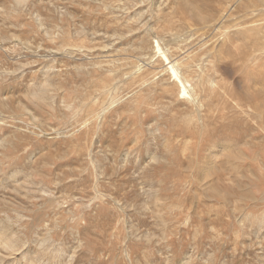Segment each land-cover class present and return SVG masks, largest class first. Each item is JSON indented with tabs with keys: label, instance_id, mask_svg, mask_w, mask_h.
<instances>
[{
	"label": "rangeland",
	"instance_id": "rangeland-1",
	"mask_svg": "<svg viewBox=\"0 0 264 264\" xmlns=\"http://www.w3.org/2000/svg\"><path fill=\"white\" fill-rule=\"evenodd\" d=\"M232 1L26 0L17 4L0 0V72L3 68L9 72L0 79V99L8 98L5 105L0 100V144L6 146L0 148L4 153L0 156V234L24 242L20 250L4 255L3 264H27L28 257L21 258L20 251L41 254L42 239L49 235L63 244L65 254L58 264H264L249 226L216 225L211 231L192 211L194 206L199 215L219 213L230 218L229 205L236 201L228 205L223 192H231L236 200L246 192L247 183L255 194L264 190V171L256 156L262 151L245 145L250 134L246 127L252 122L243 112L245 106L237 105L244 91L254 93L252 82L244 70L236 68L239 62L232 63L228 55L240 53L239 48L233 50V45L242 43L232 35L236 29L256 34L250 44L256 38L264 41V11H260L264 0L235 1L221 22L219 15ZM216 44L222 60L216 58ZM164 50L167 60L157 56ZM172 58H191L194 68H203L211 77L210 95L217 108H211L203 127L198 124L197 106L175 96L148 105L143 98L136 101V85H128V79L116 72L118 63L129 60L135 66L141 64L142 73L153 79L161 76V65ZM17 62L24 65L12 72ZM107 64L111 71L105 69ZM76 69H91L92 73L67 85L63 102L57 97L59 91H53L50 105L27 101L25 95L44 76L41 72L73 75ZM251 69L260 72L261 77L255 78H262L264 55ZM113 73L109 85L102 83ZM201 95L207 98V93ZM84 97L86 104L81 107ZM134 101L141 105L140 110L135 109ZM22 102L27 106L24 110L18 108ZM204 105L202 101L201 112L208 111ZM90 111L102 114L85 126ZM213 143L214 150L228 147L229 152L244 151L252 158L238 163L237 169L223 165L222 197L208 198L200 189L203 176L196 162L205 153L202 145L209 148ZM154 156L161 160L159 164L152 161ZM190 158L195 165L183 169ZM149 162L156 164L154 170L145 165ZM99 163H116L115 167L123 169L109 183V179L93 176ZM82 168L86 170L81 174L90 172L84 188L67 186V179L56 183L58 177L72 176ZM214 177L213 172L208 180L213 182ZM27 186L49 189L55 198L28 193ZM19 214L25 219L33 217L38 227L32 229ZM159 217L167 221L165 227ZM132 229L148 234L149 239L135 240ZM225 232L232 235L226 238ZM262 238L264 250V235ZM0 253H4L1 247Z\"/></svg>",
	"mask_w": 264,
	"mask_h": 264
},
{
	"label": "bare ground",
	"instance_id": "bare-ground-1",
	"mask_svg": "<svg viewBox=\"0 0 264 264\" xmlns=\"http://www.w3.org/2000/svg\"><path fill=\"white\" fill-rule=\"evenodd\" d=\"M17 4H21V3H25L26 0H15ZM181 1V0H180ZM187 1V0H186ZM238 1V0H235ZM235 1H232V4H228L226 6V9L224 10L223 13H221V15H219V20H222L226 17L227 13L229 10H231V7L233 5V3H235ZM115 2V1H114ZM121 3V2H120ZM115 4V3H114ZM113 5V4H112ZM25 6V5H24ZM27 7V6H26ZM118 7V6H117ZM198 11V10H197ZM196 11V12H197ZM258 11V10H257ZM260 11H264L263 9H260ZM221 12V11H220ZM250 12V11H249ZM264 13V12H263ZM40 16V13H37ZM201 15V14H200ZM248 16V14H247ZM183 17V16H182ZM264 17V16H263ZM38 18V17H37ZM201 19H203L204 21L206 20L204 16H200ZM207 18V17H206ZM244 19V18H243ZM38 20V19H36ZM184 20V19H183ZM139 22V21H138ZM213 23V21H212ZM245 23V22H244ZM260 23V22H259ZM219 24V23H218ZM249 24V23H248ZM251 25V24H250ZM246 26V25H244ZM241 26V27H244ZM260 26V25H259ZM117 27V26H116ZM238 27V26H237ZM120 28V27H118ZM52 29V28H51ZM116 29V28H115ZM216 29V28H215ZM46 30V29H45ZM44 31V30H43ZM49 31V30H48ZM116 31V30H115ZM119 31V30H118ZM211 33V32H210ZM209 33V35H210ZM119 34V32H118ZM120 35V34H119ZM156 35V34H155ZM206 35V33H205ZM208 35V34H207ZM218 35V34H217ZM224 35V34H223ZM232 35H235V38L237 39H241L242 43H239L240 45H233V50L235 51V49L239 48V54L235 55V52H228L230 50H228V55L230 54L231 57V61L236 62L238 61V66L236 67L238 70H244V73L246 74V76L248 78H250V81L252 82V86L251 88L254 90V93L248 92H243L244 96L243 99L240 98V102L237 103L238 106L240 107H244L245 109H243V112L247 115V117L249 118V120L252 122L249 126H247L246 128L249 129L250 134L247 136V139L245 140V144L246 146H249L251 148H254L255 152H257V150L259 149V151L262 153L257 152L256 156H258L257 158H259L260 161V165L262 170L264 171V74H262V78H255V77H261V75L259 74L260 72L258 71H252L251 66L255 64L256 61H258L259 59H261V57H263L264 55V41H260L259 39L257 40V38L255 39V42L253 41L254 44H250V39L252 38V35H256L254 33H251V31L249 32L248 30H246L245 28H243V30L236 29L235 31H233ZM219 37V36H218ZM221 37V36H220ZM234 38V37H233ZM263 38V37H262ZM148 39V38H147ZM150 39V38H149ZM224 39V38H223ZM261 39V38H260ZM214 40V39H213ZM228 40V39H227ZM231 41V40H230ZM27 42V41H26ZM25 42V43H26ZM220 42V41H219ZM224 43V41H222ZM153 43V42H152ZM155 45L158 43L157 40L154 41ZM235 43V42H233ZM252 43V42H251ZM68 44V43H67ZM65 44V45H67ZM71 44V43H70ZM64 45V47H65ZM77 45V44H76ZM75 45V46H76ZM140 45V44H139ZM203 45V44H202ZM220 45V43H219ZM75 46H73V48H76ZM83 46V45H82ZM152 46V45H151ZM205 46V45H204ZM224 46V45H223ZM227 46V45H226ZM231 46V45H230ZM67 47V46H66ZM215 53H216V58L221 59L223 56L220 53V47L216 45L213 46ZM229 47V46H228ZM86 48V47H85ZM88 48V47H87ZM150 48V47H149ZM157 50V49H156ZM4 51V50H3ZM226 51V50H225ZM224 51V52H225ZM197 52V51H195ZM260 55H257L259 54ZM226 53V52H225ZM193 54V53H191ZM190 54V55H191ZM206 54V53H205ZM224 55V54H223ZM49 56V55H48ZM54 56V55H53ZM157 56H159L161 59H168L167 54L165 53V50L163 52L158 53ZM189 56V54L187 55ZM40 57V56H39ZM42 57V56H41ZM203 56H201L202 58ZM228 59V57H226ZM225 58V59H226ZM53 59V58H52ZM185 59V58H182ZM191 59V58H190ZM189 59V61H190ZM226 59V60H227ZM212 60V59H211ZM222 60V59H221ZM187 61V60H180V59H170L167 62H164L161 65V69L160 72L161 73L159 77L156 78H149L147 76H145V74L142 73L141 69H142V65L138 64V65H134V63L132 61H123L118 63L117 65V69L116 72L119 70L120 73H122L124 75L125 78H127L128 80L126 81L128 85H136L135 88H138V90L135 92V100L137 101L138 98H143V100H145L147 103L146 105H148V103H150L152 100H162L164 98H170L172 96H175L176 98H182V100H187L189 103H191L193 106H197V110H198V114H197V118L200 119L199 120V126L203 127L205 125H207V118L210 117L209 112L211 110V108L213 107L214 109L217 108V103L214 100L213 95H210V91L212 88V84L209 83L211 77H207V75L205 74V72L202 70L203 68L198 67V69L194 68L192 66V64ZM263 61V60H262ZM206 62V61H205ZM52 64V63H51ZM100 64V63H99ZM13 65V64H12ZM23 63L17 62V65L15 67H13V69L11 70L12 72H16V70L20 69L21 67H23ZM55 65V64H54ZM226 65V64H224ZM221 65V66H224ZM47 66V64H46ZM78 66V65H77ZM114 66V65H113ZM45 67V66H44ZM43 67V68H44ZM106 70H112L111 69V65L107 64L105 66ZM254 67V66H253ZM252 67V68H253ZM41 68L40 70L42 71ZM60 68V67H59ZM102 68V67H101ZM32 69V68H31ZM222 69V68H221ZM255 69V68H254ZM11 73V72H10ZM21 73V72H20ZM39 73V72H38ZM92 70L91 69H76L75 72H73L71 75L72 77H69L68 74L62 73V74H54V75H45V72H41L40 75H44L43 77L41 76L42 80L39 81V83H34V85L31 87L33 89H31L32 91L30 92V94H26L25 97L27 98V101H31V102H39L42 103L43 105H50L51 100H53L55 98L53 91H59L57 92V97L61 98V101H64V91H66V86L71 85L72 82H74L76 79L78 78H84V76H89L91 75ZM222 73V72H221ZM9 74L6 73L5 68L1 69L0 72V79L5 78V75ZM217 74V73H216ZM242 74V73H241ZM114 73L110 74L108 76V81L107 78L105 79V81H102L107 83V85H109V80L114 79ZM19 76V75H18ZM38 76V75H37ZM209 76V75H208ZM236 76V75H235ZM244 76V75H243ZM147 77V78H146ZM39 78V77H38ZM238 78V77H237ZM32 79V78H31ZM240 79V78H239ZM246 79V78H245ZM89 80V79H87ZM103 80V79H102ZM116 80V79H115ZM91 81V80H89ZM212 81V80H211ZM194 84V86H192V83ZM137 83V84H136ZM33 84V83H32ZM121 84V83H120ZM215 84V82H214ZM106 85V84H104ZM102 85V86H104ZM247 85V84H246ZM125 87V86H124ZM221 87V86H220ZM66 88V89H65ZM115 88V86H114ZM103 89V88H102ZM222 89V88H221ZM5 90V89H4ZM29 90V89H28ZM74 91H77V89L73 88ZM249 90V89H248ZM110 91V90H109ZM247 91V90H246ZM201 92V93H200ZM205 94L207 93V98L203 95L200 96V94ZM234 94V93H233ZM128 95V93H127ZM88 96V95H87ZM92 96V95H91ZM216 96V95H215ZM114 98V97H113ZM7 97H3L1 98V105H5L8 100ZM77 99V98H76ZM119 99V98H118ZM206 99V100H205ZM86 100L87 98L84 97L82 100H80L79 105L82 107L83 105L86 104ZM132 100V99H131ZM106 101V100H105ZM129 101V100H128ZM204 101L205 105L208 108V111L205 110L204 112H201V108H200V103ZM238 101V100H237ZM10 102V101H9ZM133 102V101H132ZM135 102V101H134ZM23 103V102H22ZM18 105V108L21 110H24L27 108V106L23 103V104ZM102 103V102H101ZM63 104V103H61ZM129 104V103H128ZM235 104V103H234ZM143 105V104H142ZM145 105V104H144ZM204 105V106H205ZM69 107V105H67ZM66 106V108H67ZM71 106V105H70ZM141 106L140 104L138 105V102L134 103V107L135 109L138 111L141 108L138 107ZM202 106V105H201ZM50 107V106H48ZM89 107V105H88ZM100 107V106H99ZM140 108V109H139ZM233 108V107H232ZM70 109V108H69ZM89 110V108H88ZM98 111V110H97ZM101 111H104V108L101 109ZM100 111V112H101ZM106 111V110H105ZM102 113H95L93 114L92 111L87 113V117L85 120L84 124L85 126H89V123L91 122V120H93V118H98L99 116H101ZM119 114V113H118ZM190 114V113H189ZM219 114V113H217ZM35 115V113H34ZM216 115V114H215ZM233 115V114H232ZM77 116V114H76ZM103 116V115H102ZM75 117V116H74ZM207 117V118H205ZM33 118V117H32ZM39 118V117H38ZM100 118V117H99ZM98 118V119H99ZM196 118V119H197ZM236 118V117H235ZM176 119V118H175ZM194 119V118H193ZM210 119V118H209ZM238 119V118H237ZM29 120V119H28ZM181 120V119H180ZM234 120V119H233ZM239 121V119H238ZM170 122V121H169ZM41 123V121H40ZM71 123V122H70ZM77 123V122H76ZM182 123V122H181ZM250 123V122H249ZM243 124V123H242ZM98 125V124H97ZM232 125V124H231ZM84 126V125H83ZM93 126V125H92ZM246 126V125H245ZM35 128V125H34ZM195 128V127H193ZM245 128V129H246ZM78 129V128H77ZM94 129V128H93ZM202 128H200V135L202 133ZM24 130V129H23ZM22 129L20 130L23 131ZM197 130V129H196ZM31 131V130H30ZM72 131V130H71ZM87 132V131H86ZM44 133V132H43ZM249 133V132H248ZM207 134V133H206ZM23 135H25L23 133ZM69 135V134H68ZM203 135V134H202ZM208 135V134H207ZM55 136V135H54ZM97 136V135H96ZM210 136V135H209ZM56 137V136H55ZM206 137V136H205ZM86 138V137H85ZM98 138V136H97ZM6 139V138H5ZM38 139V138H37ZM48 139V138H47ZM250 139V140H248ZM34 140V139H33ZM35 141V140H34ZM88 141V140H87ZM86 141V143H87ZM167 141V140H166ZM250 141V142H249ZM27 142V141H26ZM32 142V141H31ZM85 142V141H84ZM163 142V141H162ZM74 143V142H73ZM25 144V143H24ZM30 144V143H29ZM107 144V143H106ZM111 144V143H110ZM75 145V143H74ZM199 145V144H198ZM87 146V145H86ZM204 147V155L203 157H201V159H198V161L196 162V164H198V168L200 173L202 174L203 178L201 179V182L199 184L200 189L203 193L204 196H207L208 198H212V196H219L222 197L226 200L227 204L229 205L231 202H235L236 204H230L229 207V214H230V218H226L224 219L221 214L219 213H215L214 216H209V215H202V214H198L197 211H195V207L192 206V211L195 215V217H197V219H200L199 222L207 227L210 228V230H215V226L216 225H233V224H237L239 227L244 228L245 226H249V229L251 228V232L255 235V241H253V244H257V247L260 250V253H258V256H262L263 260H264V250L262 247V242H260L259 238L263 239L262 236L264 235L263 229H264V190L261 191V193L255 194L252 192L251 189V184H246V188L244 189L246 192H244V194H240V196L236 197V200H234L235 195H232L231 192H222L220 191L219 185L221 182V176H220V172L223 171V165H226L231 167L232 169H237L238 167V163L245 161L248 158H252L249 157L248 154H246L244 151H239V152H229L227 150L228 147H223L221 146L220 150H214L216 148L215 143H213L209 148L208 146H206L205 144L202 145ZM6 148L5 144H0V148L3 149ZM27 147V146H26ZM75 147V146H74ZM88 147V146H87ZM246 148V147H245ZM87 149V148H85ZM6 150V149H5ZM88 150V149H87ZM102 150V149H99ZM197 150V149H196ZM12 151V150H11ZM9 151V152H11ZM82 151V149H81ZM15 152V151H14ZM13 152V153H14ZM78 152H80L78 150ZM90 152V151H89ZM107 152V151H106ZM12 153V154H13ZM105 153V152H104ZM9 154V153H8ZM11 154V153H10ZM99 154H101L99 152ZM4 155L3 151L0 152V156ZM14 155V154H13ZM16 155V154H15ZM102 155V154H101ZM129 155V154H128ZM105 156V155H104ZM186 156V155H185ZM197 156V155H196ZM225 157V160L222 159V157ZM125 157V156H124ZM127 157V155H126ZM158 156H154L152 157V161L156 164H159L161 162V160L157 159ZM255 157V156H254ZM16 158V157H15ZM175 158V157H174ZM188 158V157H186ZM256 158V157H255ZM5 159V158H4ZM10 159V158H9ZM113 159V158H112ZM171 159V158H170ZM11 161L12 158H11ZM172 161V160H171ZM94 162V161H93ZM98 162V161H97ZM110 162V161H109ZM173 162V161H172ZM195 162L194 158H190L187 161V165L183 166V169L185 170H189L190 168H192L195 164H193ZM114 163V162H113ZM31 164V163H30ZM29 164V165H30ZM116 164V163H115ZM114 164V165H115ZM155 164V165H156ZM162 164V163H161ZM166 164V163H165ZM193 164V165H192ZM3 165V163H2ZM97 165V164H96ZM113 164H103V163H99L98 169H94L93 171V176L94 175H98L99 178H103V179H109V181L107 182H111L112 176H118L120 173V170H122L123 168H117L115 167ZM148 168L150 166H152V164L147 163L145 164ZM155 165H153L155 167ZM96 166V167H97ZM144 166V165H143ZM152 166V167H153ZM154 167L152 170H154ZM163 167V166H162ZM31 168V167H30ZM29 169V167H28ZM146 171V167L144 168ZM142 170L141 173H143V171L145 172V170ZM85 168L80 169V171L77 174H72V176H64V177H58L56 179V183H60L63 180L67 179L65 183H67V186H70L69 184H71L72 186L74 185L75 187H77L78 185L82 186L84 188V183L86 182V178L90 177V172L88 171L87 174L83 175L81 174L83 171H85ZM158 170V169H157ZM1 171V169H0ZM215 174V177L213 179V182H211V180H208V178L211 176V173ZM149 173H151L149 171ZM144 174V173H143ZM143 174H141L143 176ZM147 174V173H146ZM74 175V176H73ZM83 175V176H82ZM151 175V174H150ZM155 175V173H154ZM145 176V175H144ZM190 176V175H189ZM152 178V177H151ZM256 179H258V177H255ZM155 179V178H154ZM97 180V179H96ZM92 181V180H91ZM264 181V180H263ZM98 182V181H97ZM15 183V182H14ZM110 186V185H109ZM19 187V186H18ZM144 187V186H142ZM140 187V188H142ZM36 187H30L27 186L26 187V191L28 193H33V192H40L41 196H45V198L47 199H54L55 196L52 194V192L49 189H36L34 190ZM95 188V187H94ZM92 188V190L94 189ZM147 188V187H146ZM153 188H151L152 190ZM145 189H141V192H144ZM150 190V189H149ZM156 190V189H155ZM50 192V193H49ZM82 192V191H81ZM160 192V191H159ZM102 194V193H101ZM161 194V193H160ZM222 194V196H221ZM69 195V194H68ZM180 195V194H179ZM74 196V195H73ZM109 196V195H108ZM31 196H28V198H30ZM149 197V196H148ZM162 197V196H161ZM117 198V197H116ZM238 198V199H237ZM113 199V198H112ZM233 199V200H231ZM121 202V201H120ZM113 203V202H112ZM118 203V202H117ZM168 203V202H167ZM119 204V203H118ZM155 205V204H153ZM161 206V205H160ZM191 206V205H190ZM153 207V206H152ZM146 208V207H143ZM182 208V207H181ZM254 210V211H253ZM144 213V212H141ZM201 213V212H200ZM24 215L19 214V218H21V221H24V223L29 222L32 225V229H35L36 226L38 227V225H36L33 221V217L32 218H23ZM203 216V217H202ZM18 217V216H17ZM192 216H190L191 219ZM163 222V227H165L164 225L167 223V221L162 220L161 217H159ZM169 218V217H168ZM167 218V219H168ZM188 214L186 216V220H188ZM174 219V218H172ZM177 218H175L176 220ZM4 220V219H3ZM247 220V222L245 223V221ZM175 222V221H174ZM186 222V221H185ZM171 224V223H170ZM10 228V227H9ZM263 228V229H262ZM127 231V229H126ZM131 235L135 238V240H139L141 238H143L144 240H148V234H141L140 231H138V229H132L131 230ZM232 234H228V232H225V236L226 238H228L229 236H231ZM248 235V234H246ZM165 237V236H164ZM225 238V237H224ZM223 238V239H224ZM225 238V239H226ZM42 242L45 243V247L43 248V250L41 251L42 257L39 256L41 254H35V255H30V253H25L23 250L20 251L21 252V258L24 257H28L27 260V264H40V263H44V261H46L49 264H58V261H63V256L65 254V252H63V247H62V243H56L54 239L51 238V235L45 237L42 239ZM41 242V243H42ZM29 243V242H27ZM40 243V244H41ZM24 242H18L15 241L13 239H9L7 238V236L0 234V247L4 250V253H0V264H3L4 261V255L6 256H10L12 255V253L18 251L21 249V247H23ZM28 245V244H27ZM64 253V254H63ZM67 253V252H66ZM15 258V257H14ZM184 258H190V257H184ZM201 259V257H200ZM170 260V259H169ZM39 262V263H38ZM69 262V259L67 261V263Z\"/></svg>",
	"mask_w": 264,
	"mask_h": 264
}]
</instances>
